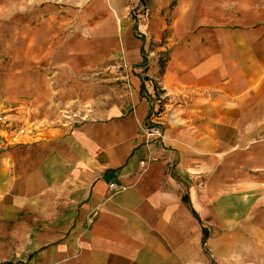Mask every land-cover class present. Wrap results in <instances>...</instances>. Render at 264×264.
I'll return each mask as SVG.
<instances>
[{"label":"crops","instance_id":"crops-1","mask_svg":"<svg viewBox=\"0 0 264 264\" xmlns=\"http://www.w3.org/2000/svg\"><path fill=\"white\" fill-rule=\"evenodd\" d=\"M0 115V264L264 255L256 0H0Z\"/></svg>","mask_w":264,"mask_h":264},{"label":"rangeland","instance_id":"rangeland-1","mask_svg":"<svg viewBox=\"0 0 264 264\" xmlns=\"http://www.w3.org/2000/svg\"><path fill=\"white\" fill-rule=\"evenodd\" d=\"M260 6H264V0H256ZM135 10L131 11V16H135ZM171 21V20H170ZM258 210V211H257ZM257 211V213H255ZM252 215L255 219L253 222L255 225L260 224L264 220V207H259ZM257 233V232H256ZM257 234L250 238L249 245H241L233 247L231 253L217 255L213 253L208 245L203 247L202 264H264V255L258 252V246L256 245Z\"/></svg>","mask_w":264,"mask_h":264},{"label":"built area","instance_id":"built-area-1","mask_svg":"<svg viewBox=\"0 0 264 264\" xmlns=\"http://www.w3.org/2000/svg\"><path fill=\"white\" fill-rule=\"evenodd\" d=\"M3 120H4V117H2L0 115V121L2 122ZM147 137H157V138H159V137H161V135H160V132L157 129H151V130L148 131ZM140 165L143 166L144 162H140ZM110 188L114 189L115 187L113 186V184H111Z\"/></svg>","mask_w":264,"mask_h":264}]
</instances>
